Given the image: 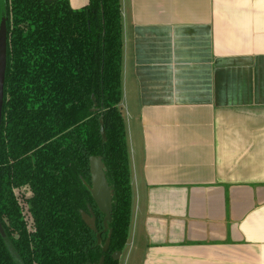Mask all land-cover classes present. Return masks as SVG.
Instances as JSON below:
<instances>
[{
  "label": "crops",
  "instance_id": "0c3cea01",
  "mask_svg": "<svg viewBox=\"0 0 264 264\" xmlns=\"http://www.w3.org/2000/svg\"><path fill=\"white\" fill-rule=\"evenodd\" d=\"M120 6L132 205L119 264H264V0Z\"/></svg>",
  "mask_w": 264,
  "mask_h": 264
},
{
  "label": "trees",
  "instance_id": "16d2710c",
  "mask_svg": "<svg viewBox=\"0 0 264 264\" xmlns=\"http://www.w3.org/2000/svg\"><path fill=\"white\" fill-rule=\"evenodd\" d=\"M7 48L0 125V264H119L131 183L119 110L120 0H0ZM100 118L105 141L100 132ZM100 155L112 186L110 243L90 185ZM29 194H19L23 187ZM29 215V223L25 219ZM82 213L93 218L94 231ZM101 242L97 243L96 233Z\"/></svg>",
  "mask_w": 264,
  "mask_h": 264
},
{
  "label": "water",
  "instance_id": "95a60500",
  "mask_svg": "<svg viewBox=\"0 0 264 264\" xmlns=\"http://www.w3.org/2000/svg\"><path fill=\"white\" fill-rule=\"evenodd\" d=\"M6 48H7V29H6V17L2 16L0 19V125L2 118V106H3V96H4V79H5V70H6ZM100 132L102 140L105 141V130L103 127V122L100 118ZM89 172H90V185L88 189L90 191L91 197L97 206L98 210L103 214L102 224L103 232L107 231V237L102 245V252L105 253L109 247L110 237H111V228L108 224L111 222L112 214V195L113 189L112 186L108 183L106 174L104 171V163L100 155L90 156L89 157ZM82 216L85 222L96 231L93 218L88 216L85 213H82ZM0 232L4 235L1 223H0ZM100 232L96 233L97 243L101 242ZM120 252L116 251L112 254V257L116 260L119 259ZM104 256L102 255L97 263L94 264H103Z\"/></svg>",
  "mask_w": 264,
  "mask_h": 264
},
{
  "label": "rangeland",
  "instance_id": "374dc122",
  "mask_svg": "<svg viewBox=\"0 0 264 264\" xmlns=\"http://www.w3.org/2000/svg\"><path fill=\"white\" fill-rule=\"evenodd\" d=\"M21 192V195H23V197L27 196L30 192L28 187H23L20 189V191H18V193ZM27 223H29V221H27Z\"/></svg>",
  "mask_w": 264,
  "mask_h": 264
},
{
  "label": "built area",
  "instance_id": "2783aa9c",
  "mask_svg": "<svg viewBox=\"0 0 264 264\" xmlns=\"http://www.w3.org/2000/svg\"><path fill=\"white\" fill-rule=\"evenodd\" d=\"M19 194H21V192H19ZM25 219H26V221H29V220H30V219H29V215L26 214V213H25Z\"/></svg>",
  "mask_w": 264,
  "mask_h": 264
}]
</instances>
